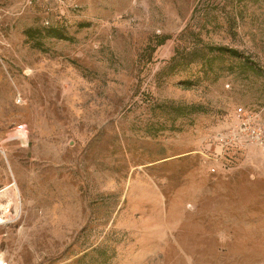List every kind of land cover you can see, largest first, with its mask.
<instances>
[{
  "label": "rangeland",
  "instance_id": "1",
  "mask_svg": "<svg viewBox=\"0 0 264 264\" xmlns=\"http://www.w3.org/2000/svg\"><path fill=\"white\" fill-rule=\"evenodd\" d=\"M188 26L242 57L172 69ZM238 108L264 121V0H0V264H264Z\"/></svg>",
  "mask_w": 264,
  "mask_h": 264
},
{
  "label": "trees",
  "instance_id": "2",
  "mask_svg": "<svg viewBox=\"0 0 264 264\" xmlns=\"http://www.w3.org/2000/svg\"><path fill=\"white\" fill-rule=\"evenodd\" d=\"M195 33L193 32L192 28L188 26L177 38L176 42L178 43V47L176 49V55L172 59V69L177 67L185 66V68L191 67L193 65H201L204 69H207L206 72H211L215 77L220 75V68L216 66L217 60H222L225 58L229 59H237L242 57V53L237 49H230L225 47H215L210 48L209 51L204 54L203 51L199 50V48H193L187 51V42ZM53 38L58 39H67L63 34L58 32L57 30H53L52 34H50ZM171 37H164L160 40L157 47H161L165 45L168 41H170ZM182 56V57H180ZM187 85V84H185ZM180 111L183 108H179ZM191 111V113L199 112L200 108L196 106L185 108ZM183 115V114H181Z\"/></svg>",
  "mask_w": 264,
  "mask_h": 264
},
{
  "label": "built area",
  "instance_id": "3",
  "mask_svg": "<svg viewBox=\"0 0 264 264\" xmlns=\"http://www.w3.org/2000/svg\"><path fill=\"white\" fill-rule=\"evenodd\" d=\"M60 7L69 0H54ZM227 146L242 149L246 146H264V121L256 112L238 108L234 112V125L226 138Z\"/></svg>",
  "mask_w": 264,
  "mask_h": 264
}]
</instances>
